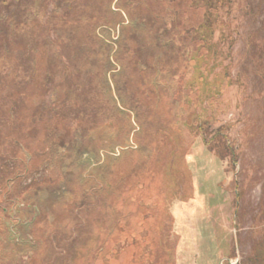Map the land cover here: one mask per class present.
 I'll return each mask as SVG.
<instances>
[{
	"label": "rangeland",
	"instance_id": "rangeland-1",
	"mask_svg": "<svg viewBox=\"0 0 264 264\" xmlns=\"http://www.w3.org/2000/svg\"><path fill=\"white\" fill-rule=\"evenodd\" d=\"M30 1L38 10L33 17L25 15ZM61 1L13 4L19 19L14 31L0 22V196L7 189L18 194L34 184L50 187L60 178L47 163L48 128L39 125L42 121L34 115L38 102L45 105L44 119L51 121L61 116L69 126L76 119L84 124H112L116 129L127 124L125 114L118 113L115 104L100 90L101 77L109 74L123 105L137 112L144 129L136 140L142 146L147 144L149 156L143 146L109 163L107 168L113 173L109 180L119 185L118 195L102 186L96 178L98 172L92 176L86 175V170L82 177L87 180L82 184L80 177L72 176L78 184L69 193L72 202L53 205L56 221L48 226L43 245L33 254L16 255L15 264H102L91 253L104 240L108 239L107 245L115 241L113 235H108L111 220L115 219L113 202L121 212L133 216L129 219L133 228L157 238L160 209L155 212V203L151 202V211L145 207V218L151 215L142 220L140 199L126 195L136 192L133 186L141 175L148 186L142 201L150 199V195L153 199L165 198L168 212L187 206L197 196L204 200V210L194 207L193 213H185L180 220L177 217L173 222L171 218L174 264H251L253 249L261 241L259 249L264 252V0H232L223 18L225 36L230 34L234 40L231 57L223 62L219 56L214 73L227 66L236 82L227 85L211 107L203 102L197 110L199 113L201 107H207L200 117L201 125L188 126L181 125L180 115L171 114L166 120L161 116L148 118V101L133 102V93L126 91L131 74V62L124 61L127 50L131 51L127 41L117 42L120 48L113 57L114 62L121 60L118 76L106 64L114 49L110 45L103 55L105 44L96 40L95 23L103 18L102 12L108 15V9H114L117 0H69L71 15L59 5ZM3 10L0 5L1 15ZM111 36L107 38L115 42L117 33ZM229 41H224V47ZM4 45L12 49L9 54H3ZM43 83L44 91L40 86ZM53 91L58 95L56 104L49 102ZM11 100L15 103L11 104ZM10 115L12 121L8 119ZM20 145L31 151L35 168L16 179L6 177L19 166L9 157L23 156ZM134 146L130 142L131 149ZM7 152L11 153L8 157ZM138 164L139 177H117L130 174L135 168L132 166ZM1 205L7 207L9 203ZM144 247L137 241L132 247L119 249L116 258L106 264H132L129 259L133 254L142 257ZM13 259L0 258L1 264H13Z\"/></svg>",
	"mask_w": 264,
	"mask_h": 264
},
{
	"label": "trees",
	"instance_id": "trees-1",
	"mask_svg": "<svg viewBox=\"0 0 264 264\" xmlns=\"http://www.w3.org/2000/svg\"><path fill=\"white\" fill-rule=\"evenodd\" d=\"M21 1L29 0H0V5L4 9L2 15L0 14V22L3 21L10 25V32L19 27V19L16 18L17 14L13 11L16 3ZM30 2L25 7L27 17H33L38 13V10H35L37 7L34 2ZM231 4L232 0H117L114 9L112 7L108 9V15L101 13L103 18L95 23L96 40L101 39V44H105L103 55H106L105 48L110 45L114 49L105 63L111 65L113 71H110L118 76L121 72V60L115 59V62L113 60L120 48L117 42L124 40L129 43L131 51L127 50V57L125 59L123 57L127 64L131 62V74H129L130 78L127 83L129 88L126 91L133 93L134 103L144 102L146 104L148 101L147 107L150 109V112L146 114L148 118L161 116L163 120H166L167 116L171 114L175 117L180 115L181 125L188 126L196 123L201 125L200 117L206 112L207 107L213 105L227 85L236 82L228 73L227 66L222 67L218 73H214V66H217L219 56L223 62L231 57L230 50L234 40L230 34L225 36L226 22L223 21ZM59 5L64 7L66 14L71 15L70 13L73 12L69 0H62ZM216 32L218 33L217 39H215ZM115 33H117V39L115 42H111L107 37ZM101 34H104V37ZM227 38L230 41L227 47H224L223 43ZM4 46L3 54H9L12 49ZM109 58L111 62H109ZM18 74H14L15 79ZM110 76L109 74L107 77H101L99 85L100 90L115 104V110L125 114L127 124L121 125L119 129L113 128L112 124L93 122L84 124L79 119L73 120L69 126L65 125L66 121L61 116L52 117L51 121L50 119L46 120L43 118L46 115L43 101L36 104L34 115L38 121H42V123L39 122V125H45L48 128V132H46L49 143L46 149L49 154L47 163L50 168L60 174V178L56 184L50 187L34 184L24 188L18 194L7 189L4 195L0 196V222H15V225L10 227L5 235L0 236L1 255H9L12 252L9 245L17 248L16 251H13L15 254H33L39 250L46 239L48 226L55 225L56 215L52 210L53 205H66L70 200L72 202L73 196H69V193L78 185L75 184L76 180L73 181L72 176L80 177V184H82L87 180L86 177H82L86 170V175L93 176L98 172L100 174L96 178L102 186L109 189L110 193L118 195L120 194L117 189L119 185L117 183L114 185L109 180L113 174L107 168L109 163H116L125 154L140 151L143 146L145 154H148L147 144L142 146L136 140L137 135L144 129L139 123L137 112L135 109H129L123 105L122 96L115 92ZM34 80L33 77L32 81ZM40 86L44 91L46 85L43 83ZM39 92L43 93L42 90ZM43 96L44 94L41 95V97ZM49 102L51 104L58 103L57 92L50 93ZM203 102L207 107H201L198 113L197 110L203 106ZM14 103L15 101L11 100V104ZM196 106L198 108H195ZM8 119L12 121L13 117L10 115ZM44 120L45 122H43ZM194 125L193 127H195ZM97 141L100 144H96ZM132 141L135 149L130 147ZM21 146L23 156L20 158H17V155L9 157L16 163L18 161L19 166L10 176L6 177H15L16 179L29 174L35 168L31 151L23 145ZM99 152H102L101 159ZM8 155L11 153L7 152L6 156L8 157ZM42 159L40 158V160ZM139 166V164L134 165L132 168H135L130 174L117 177H139V173H141L137 169ZM133 188L136 189L137 194L134 191L135 193L126 195L128 197L133 195L132 197L140 199L142 220L148 219V216L151 215L149 214L145 218V207L151 211L150 205L153 202L156 207L154 211L157 212L160 209L162 213L160 223L156 227L157 238H149L147 232H142L143 229L137 231L133 228L129 224V219L133 216L129 212H121L117 209L118 205L113 202V208L116 210L114 212L115 219L111 220L108 235L109 237L113 235L115 241H111V245L106 244L108 239L100 243L91 253L93 259H101L102 264H106L110 258H116L119 249L124 250L132 247L139 241L141 245L145 246V250L142 257L138 254L132 255V258L129 259L132 264H139L142 261L145 262L144 264H174L175 250L172 242L175 237L171 234L172 219L175 222L177 217L180 220L185 213H193L194 207L201 206L203 209L204 200L197 196V198H192L187 206L182 203L180 209L168 212L165 198L163 200L160 197L153 199L150 195V199L142 201L143 193L148 188L142 175L136 180ZM10 200L13 201V205L10 204ZM4 201L9 203L7 207L1 205ZM1 208L7 209L2 211ZM139 227H143V224H139ZM11 228H15V232L19 233L18 237L12 238L11 230L13 229ZM145 230L147 231V229ZM10 238H12L11 240L17 238V240L11 242ZM262 242L258 244L259 247L256 246V249H253V253L251 252L252 255L249 259L251 264H264V252H260L259 249ZM3 247H6V250Z\"/></svg>",
	"mask_w": 264,
	"mask_h": 264
},
{
	"label": "flooded vegetation",
	"instance_id": "flooded-vegetation-1",
	"mask_svg": "<svg viewBox=\"0 0 264 264\" xmlns=\"http://www.w3.org/2000/svg\"><path fill=\"white\" fill-rule=\"evenodd\" d=\"M1 209H2V211H5L7 208H1ZM4 217L6 218L5 214H4ZM10 222H7V221L0 222V236L5 235L8 232L9 228L12 227L13 225H15V222H12V221H10ZM11 229H13V230H11ZM11 229L10 230H11L12 238H14L15 236L18 237L19 233L17 234L15 232V228H11ZM12 238H10L9 241L13 242V241L17 240V238H16V240H14V239L11 240ZM9 248H10V251H12V252H10L9 255H7V254L0 255V258H2L3 261L4 260L5 261L12 260L14 258L13 260H15V262H13V264H15L17 262L16 255H18V254H15L13 251L14 250L16 251L17 248L15 246H13V245H9ZM3 249L6 250V247H3ZM26 261H27V259H26ZM0 264H1V260H0Z\"/></svg>",
	"mask_w": 264,
	"mask_h": 264
},
{
	"label": "water",
	"instance_id": "water-1",
	"mask_svg": "<svg viewBox=\"0 0 264 264\" xmlns=\"http://www.w3.org/2000/svg\"><path fill=\"white\" fill-rule=\"evenodd\" d=\"M220 264H222V261L220 262Z\"/></svg>",
	"mask_w": 264,
	"mask_h": 264
}]
</instances>
